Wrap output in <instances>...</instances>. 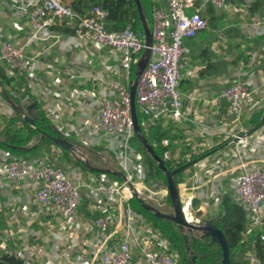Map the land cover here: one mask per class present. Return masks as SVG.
Instances as JSON below:
<instances>
[{
  "label": "built area",
  "instance_id": "obj_1",
  "mask_svg": "<svg viewBox=\"0 0 264 264\" xmlns=\"http://www.w3.org/2000/svg\"><path fill=\"white\" fill-rule=\"evenodd\" d=\"M254 1L238 0L246 10L252 7ZM153 2L150 57L138 78L135 90L136 111L141 117L139 125L144 131L156 126L166 116L173 121L185 119L183 98L179 92L184 43L206 28V21L199 7H196V0ZM227 2L228 0H202L200 5L219 11L226 7ZM12 7L21 18L26 19L29 30L21 44H15L10 38H0V62L9 71L19 74V77L34 79L40 65L34 58L26 55V50L49 38L57 25L63 24L71 30V47L107 50L116 57L117 66L114 71L122 77V81L97 73L94 78L97 85L95 93L87 89L75 93L77 97L90 95L88 107H84L81 99L74 100L77 110L87 111L89 115L91 113V119H84L79 124L68 123L65 131L63 127L58 130L64 138L68 133L74 135L77 140L75 147L86 157L89 149L98 147L101 143L114 154L115 170L124 179L117 180L107 174H92L85 169L70 176L50 159L38 157L30 160L17 157L9 150H0V188L28 185L33 193V205L37 209L39 207V212L57 216L61 221L59 235L54 231L50 235L56 242L51 245L49 255L38 263V251H41V247L29 245V237L33 235L31 226L37 221L38 210L31 213L24 205L22 212L28 218V224L15 233L5 232L1 237L2 244H6L8 240L20 244L14 243V250L4 251L23 264H56L60 260L71 261L70 264H133L135 250L146 264H178L179 253L170 248L168 240L157 229L147 226L143 217L129 203L134 196L148 203L155 201L157 197L168 196L165 185L158 182L152 184L150 190L139 185L145 181L147 166L137 152L138 147H134L138 144H134L129 85L144 50L143 32L134 30L131 24L119 31H109L106 27L108 13L98 6H91L84 14L73 10L64 0H15ZM254 27L258 35L264 36V6ZM105 69L109 71L112 68L106 66ZM52 94L58 99L49 113L58 119L66 104L58 93ZM252 94V87L245 81L228 85L223 92L228 113L237 118L242 107H249L251 110ZM0 106L4 107L1 103ZM221 132L225 134V138L217 149L218 155L213 157L214 163L200 166V171L193 177L192 194L183 196L176 184L178 197L186 221L202 223L203 220H193L192 199H199L200 206L195 210L206 215L207 207L219 206L222 194L220 183L223 178H227L233 201L245 213L246 230L243 238L246 240L252 233L264 228V171L257 165L246 167L242 153L247 150V156H252L260 150L264 151V139H252V134L244 136L246 131ZM234 138L237 140L234 141ZM161 145L167 147L168 140L163 139ZM221 156H230L239 162L240 166L237 168L240 171L237 176L230 177L228 172L231 170L223 169L225 164L220 161ZM169 160L170 154L165 151L163 161ZM83 198L88 200L92 211L100 213L92 224L97 236L107 235L111 239L114 233L110 234V230L120 232L113 239V244L104 243L96 250L91 249L95 252H90L89 256L76 250L78 241L71 235L80 223L78 209ZM15 235L20 238L16 240ZM67 238L70 240L68 247L76 251L74 256L62 251V241ZM260 240L264 241V235L260 236ZM88 246L92 247L90 243ZM244 260L247 264H261L255 251L247 252Z\"/></svg>",
  "mask_w": 264,
  "mask_h": 264
},
{
  "label": "crops",
  "instance_id": "obj_2",
  "mask_svg": "<svg viewBox=\"0 0 264 264\" xmlns=\"http://www.w3.org/2000/svg\"><path fill=\"white\" fill-rule=\"evenodd\" d=\"M64 1L70 5L72 0ZM201 1L196 0V7H199L200 13L206 21V28L184 43L185 52L182 60L183 70L179 81V92L183 98L185 119L173 121L166 116L155 126L159 129V135L168 140L169 145L167 147H163L161 142H149L162 152V160L163 153L165 151L169 152L170 160L165 162L169 169L178 168L179 164L187 163L202 154H210L177 177V184L183 196L193 193V177L200 171V166L209 163L213 160V157L218 155L217 149L221 147V143L225 138V134L221 131H248L254 123L255 125L257 123L256 121L253 122L255 116L264 115V36L258 35V31L254 27L264 6V0H255L249 10L241 7L238 0H228L226 7L219 11L210 6H201ZM13 5H15V0H0V38H10L15 44H21L29 27L26 19L21 18L19 13L12 7ZM71 37L72 32L69 28L63 24L57 25L52 29L49 38L37 42L26 50V55L29 58L38 61L40 69L36 71L34 79L28 80L24 77L21 81L22 88H18L16 85L19 74L9 71L0 62V69L7 77L14 79L7 90H10L11 94L15 96L18 93L22 94L24 90H27L29 94L21 100L19 105L27 97L33 99L37 103V111L40 108L50 121L51 126L57 130L63 127V131L66 130L68 123L79 124L83 123L84 119H91V113L89 115L87 111L77 110L74 100L79 98L82 100L84 107H88L90 95L77 97L75 93L83 89L95 93L97 85L94 78L97 73L101 72L106 77L122 81V77L114 71L117 66L115 56H112L107 50L98 51L92 47H71ZM106 66H110L112 69L107 71ZM188 72L190 74H187ZM56 81L58 83H55ZM237 81H245L252 87L253 103L251 110H249V107H242L236 118L228 113L223 92L228 85ZM52 93H58L66 104L59 113L58 119L52 117L49 113L50 109L54 107L56 99H58ZM0 100L4 102L1 95ZM6 106H0V142L2 143L5 140L4 127L10 116L13 115V110L8 105ZM8 109L11 113L6 120L5 115L8 113ZM21 127L20 123L16 124V129ZM151 129H145V133L149 135ZM251 138L264 139V123L251 135ZM65 139L74 146L77 144V140L72 134L68 133ZM37 145H40V148L34 155L25 154L17 157L30 160L38 157L50 159L70 176L78 170H83L79 162L66 151L67 156L63 154L62 149L53 143L42 144L40 136L33 138L18 151L25 152ZM102 147L104 148L100 143L97 148H91L90 150L99 154V157L88 153L87 161L92 167H113L116 169V164L113 161V164L108 162L111 165L102 163V161H105L104 156L100 153ZM247 153V150H244L242 156L245 158L246 165H257L264 171V151L260 150L252 156H247ZM158 183L165 185L166 188V183L162 181ZM228 183L227 178L221 180L222 194L220 196L227 193L232 198ZM139 185L146 187L147 184L144 181ZM149 186L151 187V185ZM150 187L146 188L149 189ZM167 200L168 196L167 198L165 196L157 197L155 201L149 202V204L158 209L159 206H162L160 203L167 202ZM33 201V193L28 185L20 184L15 187L0 188V249L12 251L16 248L14 247L15 241L12 240L2 244L1 237L5 232L15 233L28 224L27 217L25 216V218L22 212V207L27 205L30 210L33 208L38 210L37 221L31 226L33 235L29 237V242L31 245L37 244L35 243L36 240H38V243L40 240L43 242V245L40 246L41 254L38 255L37 259L39 263L47 258L46 255H49L51 245L56 242L51 239L50 235L53 231L59 235L61 221L57 216L40 213L39 207L37 209L33 205ZM215 207H217L218 212L219 206H213V210ZM217 212H215L216 216ZM78 213L80 223L71 235L78 241L76 250H79L78 252H81L82 255L89 256L90 252H95L91 249L96 250L104 243L107 245L113 244L115 241L113 239L120 235L119 231L116 232L112 229L110 234L114 233V236L111 239L107 235L104 237L97 236L92 224L100 216V213L92 211L88 206L87 199L83 198ZM137 213L141 215V213ZM141 216L147 226L157 229L161 233L152 222L148 221L143 215ZM204 216L205 219L208 218L207 215ZM15 236L16 240L20 238L19 235ZM97 240H100V242L97 243ZM85 242H87L86 246ZM18 243L20 244V242ZM18 243L15 244L18 245ZM69 243L68 238L64 242L62 241V251L74 256L76 251L68 247ZM89 243L92 246L91 248L88 246ZM70 263L71 261L65 262L63 260L56 262V264ZM133 264H146L136 250L134 251Z\"/></svg>",
  "mask_w": 264,
  "mask_h": 264
},
{
  "label": "trees",
  "instance_id": "obj_3",
  "mask_svg": "<svg viewBox=\"0 0 264 264\" xmlns=\"http://www.w3.org/2000/svg\"><path fill=\"white\" fill-rule=\"evenodd\" d=\"M139 1L142 5L144 14L151 29L152 9L154 7V2L153 0ZM69 6L80 14H84L91 6H98L101 9L105 10L108 13L106 18V27L109 31H119L125 28L127 24H131L134 30H140L142 32L134 0H72ZM134 77L135 74L132 75L131 80H133ZM23 79L24 78L22 77L16 79V85L18 88H22L21 81H23ZM12 81H14V79L7 77L5 73L0 69V82L2 86L6 89V92L14 101V103L16 105H19L21 100L29 94L27 90H24L22 94L18 93L17 96L11 94V91L7 90V88H10V84ZM136 113L138 122L141 123V117L138 112ZM38 116L39 118L33 122L32 126H30L19 117L18 113L13 111V116L10 117V119L6 123V126L4 127L3 131L5 140L3 143L0 142V149L9 150L15 156H23L25 154L34 155L40 148V145H37L25 152L18 151V149L26 146L33 138L40 136V133L42 132L55 136L50 121L46 118L45 114L40 110V108L38 110ZM260 117L261 115L255 116L253 122H258L257 120H259ZM17 123H20L22 127L16 129ZM141 131L144 137H146V139L150 143H153L154 141L161 142L163 140V138L159 135V129H157L155 126L150 130L149 135L145 133L143 128H141ZM134 142L138 144V149L142 150L145 155L144 161L147 166L145 184L152 185L160 181L166 183L163 173L157 168L155 162L145 152L136 137L134 138ZM45 143L52 144L48 139H42V144ZM153 148L156 154L160 158H162V152L156 147ZM62 152L67 156V153L65 151L62 150ZM184 164L185 163L179 164L178 167ZM79 165L82 169H85L80 163ZM166 167L169 168V166L167 165ZM108 176L120 180L117 177H113L110 175ZM177 177H175L176 184L178 183ZM167 202L170 203L169 199L167 200ZM129 203L135 211L141 213L143 216L145 215L146 219L152 222V224L156 228H158L161 231L162 235L168 240L170 248L172 250H176L179 253L180 258L178 264H187L188 259L183 245V237L176 226L168 221L155 218L151 213L145 211L135 198H132ZM212 223L217 228L223 231L228 241L230 250V264H247V262L244 260V256L247 252L250 251H255L257 257L261 261V264H264V241L260 240V236L264 235V228L261 231L252 233L245 240L243 238V233L246 230L245 213L233 201L229 194L226 193L220 197L219 212L216 218L212 220ZM190 246L193 248L197 256V264H220L219 258L216 259L213 255L216 253H210L209 251H206L205 247L209 246L208 244L205 246L202 245L200 241H194L190 244ZM218 252L220 254L219 248ZM204 254L205 256H203ZM0 264H23V262L12 254H8L4 250L0 249Z\"/></svg>",
  "mask_w": 264,
  "mask_h": 264
},
{
  "label": "water",
  "instance_id": "obj_4",
  "mask_svg": "<svg viewBox=\"0 0 264 264\" xmlns=\"http://www.w3.org/2000/svg\"><path fill=\"white\" fill-rule=\"evenodd\" d=\"M141 24V29L144 35V50L140 55V58L135 67V77L129 85V96H130V116L132 121L133 130L135 133V137L138 140L139 144L143 147L145 152L152 158L155 162L157 168L163 173L166 182V188L168 193V199L170 201V205L172 208L171 214L162 213L158 209H156L153 205L145 202L141 198H134L138 201L141 207L151 213L155 218L168 221L176 226L178 231L183 237V245L185 249V253L188 259L187 264H197L196 259L197 256L190 246V244L194 241H201V240H209L210 245H216L220 250L221 261L220 264H230V250L228 241L223 233V231L217 228L213 223L212 220L216 218V213L214 212L212 207L206 208V214L208 216L207 219L203 220L202 223L193 224L186 221L183 216L181 202L178 197V190L177 185L175 182V177L180 175L183 171L189 169L196 163L202 161L210 154H202L195 159H192L185 163L184 165L175 168L169 169L166 167L165 162L156 154L153 145L148 142L146 137L142 134L135 105V90L139 76L141 75L142 71L145 69L149 57H150V46L152 43V35L150 31V27L148 24V20L144 14L142 5L139 0H134ZM0 95L4 102L16 113H18L19 117L28 125L32 126L33 122L39 118L38 111H37V103L33 99L27 97L23 100L20 105H16L11 97L6 92L5 88L2 86L0 82ZM264 123V115L258 120L256 125L246 131L244 136H250L256 130H258L261 125ZM55 133V136L49 135L46 133H40L41 139H48L51 143H53L58 148L66 151L73 159L78 161L86 170L99 173V174H107L113 177H117L119 179H124V176L115 170L113 167H106V168H96L92 167L89 162L87 161L86 155L79 153L77 148L69 141H67L62 133L52 127ZM234 141L237 138L233 139ZM88 153L99 157L93 150H88ZM200 206V201L198 198H193L191 201L192 209H197ZM205 256V254L203 255Z\"/></svg>",
  "mask_w": 264,
  "mask_h": 264
},
{
  "label": "rangeland",
  "instance_id": "obj_5",
  "mask_svg": "<svg viewBox=\"0 0 264 264\" xmlns=\"http://www.w3.org/2000/svg\"><path fill=\"white\" fill-rule=\"evenodd\" d=\"M134 71H135V68H134ZM134 71H133V74H134ZM0 103H1V105H3L4 107H7L6 105H5V103L3 102V101H1L0 100ZM11 113V111L8 109V113L5 115V118H6V120L9 118V114ZM13 115H11L10 117H12ZM4 126H5V124H4ZM255 126V123L253 124V126L252 127H254ZM134 144H135V142H134ZM135 148L137 147V145L136 146H134ZM97 148V147H96ZM102 149V151H100V153L104 156V158H105V161H102V163H104V164H106V165H111V164H113V162H114V154L111 152V151H108L107 149H105V148H101ZM138 151V153H139V155L141 156V158H142V160L144 161V159H145V155H144V153H143V151L142 150H140V149H137ZM244 153V152H243ZM243 153H242V155H243ZM19 156H21V155H19ZM110 158H112V160H110L109 161V159ZM136 159H138V161H139V158H136ZM113 161V162H112ZM220 161L222 162V163H224L225 164V166H223V169L224 170H231L230 172H228V175L230 176V177H235V176H237L238 175V173H239V168H237L238 166H240V164H239V162H237V161H235L234 159H232V158H230V156H228V157H225V156H221V159H220ZM226 161V162H225ZM111 163V164H109V163ZM145 162V161H144ZM214 163V161H210V164H213ZM243 163L244 164H246V161H243ZM116 164V163H115ZM251 165H247L246 167H250ZM145 171V170H144ZM146 187H150L149 185H146ZM144 193H146V192H144ZM160 204H162V206H159L158 207V209L162 212V213H166V214H171L172 213V208H171V205H170V203H168V202H161ZM26 207H27V209H28V211H30L31 213H35L37 210L35 209V208H33V209H31L30 210V207L29 206H27L26 205ZM214 210H215V212H217V207H215L214 208ZM195 210H193V212H194ZM192 212V214H193V220L195 221V219L196 220H205V216L204 215H202L201 213H199L198 211H195L194 213ZM218 212H219V209H218ZM217 212V213H218ZM142 215V214H141ZM24 217H25V214L23 215ZM144 217H145V215H144ZM26 218V217H25ZM146 218V217H145ZM27 221H28V218H27ZM209 240L208 239H206V240H201L200 241V243L202 244V245H209V246H206L205 247V249H206V251H209L210 253H216V254H213L214 256H215V258L216 259H218L219 258V261H221V255L219 254V252H218V247L216 246V245H210V243L208 242ZM35 243H37V244H33V245H31V243L29 242V245H31V246H36L37 248L38 247H40L41 245H43V242H42V240H40V242L38 243V240H36V242ZM48 244V243H47ZM41 254V251L39 252L38 251V255H40ZM242 261H244V260H242Z\"/></svg>",
  "mask_w": 264,
  "mask_h": 264
},
{
  "label": "flooded vegetation",
  "instance_id": "obj_6",
  "mask_svg": "<svg viewBox=\"0 0 264 264\" xmlns=\"http://www.w3.org/2000/svg\"><path fill=\"white\" fill-rule=\"evenodd\" d=\"M207 215V214H206ZM208 217V216H207Z\"/></svg>",
  "mask_w": 264,
  "mask_h": 264
}]
</instances>
